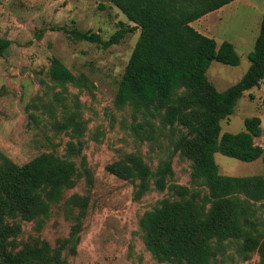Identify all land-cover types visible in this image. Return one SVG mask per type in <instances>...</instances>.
<instances>
[{
    "label": "rangeland",
    "instance_id": "1",
    "mask_svg": "<svg viewBox=\"0 0 264 264\" xmlns=\"http://www.w3.org/2000/svg\"><path fill=\"white\" fill-rule=\"evenodd\" d=\"M263 11L264 0H235L191 23L218 44L232 42L240 56L237 65L210 63L207 79L218 90L247 70ZM132 24L109 0H0V37L10 41L0 55V162L8 158L21 165L40 153L73 162L71 184L57 202L50 203L42 222L5 217L20 226L8 245L13 251L46 244L48 254L65 257L68 264H175L159 259L147 246L141 223L144 213L165 199L204 203V211H209L203 179L193 178L192 160L174 150L186 127L180 121L171 126L164 107L116 102L139 31H126L109 45L78 39L70 32H95L108 39ZM53 58L77 80L51 78ZM186 94L187 90L178 89L175 102ZM263 102L264 77L238 99L229 118L220 121L221 132L244 130V119L257 115L263 132L255 141L264 148ZM214 156L223 175H264L261 157L243 161L219 152ZM133 158L150 170L170 158L173 171L164 187L151 184L138 193L137 177L122 178L109 170L113 163L130 164ZM177 187L186 188L185 194L179 195ZM238 196L242 202L246 198ZM241 219L245 234L213 240L210 264H264L257 248L244 251L243 247L248 235L259 241L264 238V199L250 204Z\"/></svg>",
    "mask_w": 264,
    "mask_h": 264
},
{
    "label": "trees",
    "instance_id": "2",
    "mask_svg": "<svg viewBox=\"0 0 264 264\" xmlns=\"http://www.w3.org/2000/svg\"><path fill=\"white\" fill-rule=\"evenodd\" d=\"M109 1L133 24L115 31L108 39L78 29H72L71 34L109 45L126 31H139L116 91V102L146 109L164 107L171 126L180 121L186 127L187 133L179 138L174 150L192 160V176L203 179L210 200L208 212L204 211V203L198 205L189 199H165L159 207L145 212L141 223L146 244L162 260L210 264L212 241L245 234L242 215L247 214L250 204L264 199V175H223L214 156L219 152L243 161L258 157L264 161V148L254 140L262 132L259 116L246 117L244 130L238 132H221L220 126L244 92L259 86L264 77V11L254 47L248 53L247 70L239 80L218 90L207 79L210 63L237 65L240 56L232 42L223 40L218 44L191 23L234 0ZM9 43V39L0 37V55ZM49 73L54 80H77L58 58L52 59ZM178 89L187 90V94L175 102ZM249 96L253 98V94ZM109 170L122 178L137 177L138 193L150 189L151 184L163 188L173 171L170 158L155 170L139 158H133L130 164L117 161ZM72 175L73 162L53 153H40L21 165L8 158L0 162V264H68L65 257L48 254L46 244L13 251L8 245L20 226L6 222L5 217L19 215L42 222L49 215L50 203L57 202L63 188L71 184ZM177 191L184 195L186 188L177 187ZM239 194L246 197L244 203ZM243 247L244 251L257 248L264 260V238L259 241L248 235Z\"/></svg>",
    "mask_w": 264,
    "mask_h": 264
},
{
    "label": "crops",
    "instance_id": "3",
    "mask_svg": "<svg viewBox=\"0 0 264 264\" xmlns=\"http://www.w3.org/2000/svg\"><path fill=\"white\" fill-rule=\"evenodd\" d=\"M234 1H235V0H234ZM231 2H233V1H231ZM222 7H223V6H222ZM211 12H212V11H211ZM209 13H210V12H208L207 14H205V15H203V16H201V17H204V16L208 15ZM262 13H263V12H262ZM201 17H200V18H201ZM198 19H199V18H198ZM261 127H262V126H261ZM262 132H263V129H262ZM260 135H261V134H260ZM260 135H259V136H260ZM257 137H258V136H257ZM255 139H256V137L254 138V140H255ZM255 142H256V141H255ZM258 144H261V143H258ZM262 147H263V146H262Z\"/></svg>",
    "mask_w": 264,
    "mask_h": 264
}]
</instances>
